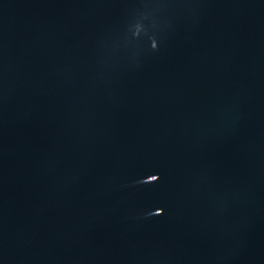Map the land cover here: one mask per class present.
Segmentation results:
<instances>
[{"label":"water","instance_id":"water-1","mask_svg":"<svg viewBox=\"0 0 264 264\" xmlns=\"http://www.w3.org/2000/svg\"><path fill=\"white\" fill-rule=\"evenodd\" d=\"M0 264H264V0H0Z\"/></svg>","mask_w":264,"mask_h":264}]
</instances>
